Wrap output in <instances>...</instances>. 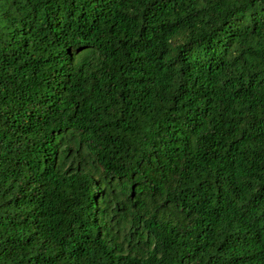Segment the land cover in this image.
Listing matches in <instances>:
<instances>
[{
  "label": "trees",
  "instance_id": "16d2710c",
  "mask_svg": "<svg viewBox=\"0 0 264 264\" xmlns=\"http://www.w3.org/2000/svg\"><path fill=\"white\" fill-rule=\"evenodd\" d=\"M0 264H264V0H0Z\"/></svg>",
  "mask_w": 264,
  "mask_h": 264
}]
</instances>
